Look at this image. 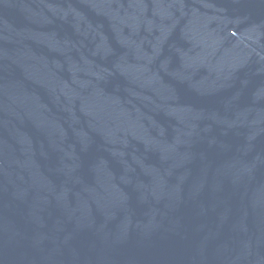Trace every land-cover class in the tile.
<instances>
[{
	"label": "water",
	"instance_id": "water-1",
	"mask_svg": "<svg viewBox=\"0 0 264 264\" xmlns=\"http://www.w3.org/2000/svg\"><path fill=\"white\" fill-rule=\"evenodd\" d=\"M0 264H264V0H0Z\"/></svg>",
	"mask_w": 264,
	"mask_h": 264
}]
</instances>
